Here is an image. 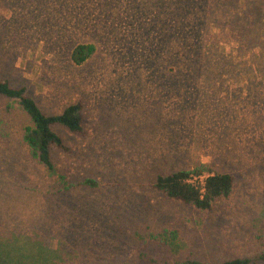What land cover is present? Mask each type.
Here are the masks:
<instances>
[{
  "label": "rangeland",
  "instance_id": "1",
  "mask_svg": "<svg viewBox=\"0 0 264 264\" xmlns=\"http://www.w3.org/2000/svg\"><path fill=\"white\" fill-rule=\"evenodd\" d=\"M0 80L46 114L81 102L84 129L54 127L69 152L48 169L0 97V264L264 252V0H0ZM193 169L230 174L229 197L203 210L153 188Z\"/></svg>",
  "mask_w": 264,
  "mask_h": 264
},
{
  "label": "trees",
  "instance_id": "2",
  "mask_svg": "<svg viewBox=\"0 0 264 264\" xmlns=\"http://www.w3.org/2000/svg\"><path fill=\"white\" fill-rule=\"evenodd\" d=\"M93 52V45H78L71 53V60L75 64H81ZM0 97L15 102L23 114L29 118L30 125L24 128L23 141L39 163L48 169L53 168V148L64 153L69 152V148L54 130V127L60 126L76 135H82L84 132L83 105L79 101L66 105L58 114H46L26 93L25 87H14L7 80H0ZM200 173L202 170L193 169L158 175L153 188L170 199L199 209L209 210L217 199L229 197L234 187V179L226 173L210 174L204 180V192L201 193L198 188L187 182L191 174L199 175ZM177 264L208 263L197 259H188ZM219 264H264V252L253 257L232 258Z\"/></svg>",
  "mask_w": 264,
  "mask_h": 264
},
{
  "label": "built area",
  "instance_id": "3",
  "mask_svg": "<svg viewBox=\"0 0 264 264\" xmlns=\"http://www.w3.org/2000/svg\"><path fill=\"white\" fill-rule=\"evenodd\" d=\"M192 175H190L189 179L187 180L188 183L192 184L194 187L198 188L200 190L201 193L204 192V180L205 178H203V180H201V182H199L198 184H196L194 182V178H191ZM201 178V177H200Z\"/></svg>",
  "mask_w": 264,
  "mask_h": 264
}]
</instances>
